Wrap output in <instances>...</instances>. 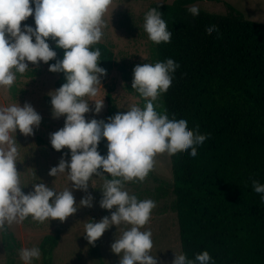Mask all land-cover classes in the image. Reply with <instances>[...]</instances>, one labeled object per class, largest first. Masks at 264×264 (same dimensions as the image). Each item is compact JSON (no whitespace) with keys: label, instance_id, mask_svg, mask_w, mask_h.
Masks as SVG:
<instances>
[{"label":"clouds","instance_id":"obj_1","mask_svg":"<svg viewBox=\"0 0 264 264\" xmlns=\"http://www.w3.org/2000/svg\"><path fill=\"white\" fill-rule=\"evenodd\" d=\"M113 0H0V88H10L17 74H24L29 63L47 64L56 57L47 38L55 41L57 48L65 50L62 60L49 65V71L64 73L66 82L50 92L51 113L54 119L64 117V126L49 135L56 151L70 150V160L60 159L48 175H67L71 187L56 191L40 182L31 183L33 190L22 191L20 173L17 171L19 150L17 130L24 136L33 135L41 116L33 106L25 103L0 107V234L13 224H21L29 217L43 223L46 220L63 222L79 207H93L91 194L77 205L73 190L87 192L89 181L95 174L103 179L99 206L112 210L99 222L91 219L84 225L85 239L94 244L113 225L125 226L116 234L111 251L119 257V264H160L151 249L154 244L152 229L143 227L149 222L157 201L153 197L138 198L125 189L128 182H143L154 167L158 152L189 151L196 157L197 147L208 138L188 126L185 116H169L157 111L155 102L167 92L179 62L144 63L133 69L132 89L145 100L143 108L132 105L126 113L109 117L108 121H86L89 101L95 102V113L103 108V99L94 100L101 86L100 77L106 75L99 66L101 51L92 46L99 43L107 26L105 14ZM34 5V7L32 6ZM188 11L198 15L197 3ZM34 18L35 28L21 22ZM143 29L154 44L169 43L172 33L158 8H150L143 17ZM209 33L219 32L215 24L207 26ZM34 41V42H33ZM88 98V99H85ZM107 141V154L102 156L98 145ZM102 169L100 172L98 170ZM103 173L109 174L105 176ZM35 175V174H34ZM28 186V185H27ZM255 193L264 203V184L252 181ZM22 264H33L41 256L38 246L22 247L18 252ZM171 264H216L204 250L189 258L183 251L174 252Z\"/></svg>","mask_w":264,"mask_h":264},{"label":"trees","instance_id":"obj_2","mask_svg":"<svg viewBox=\"0 0 264 264\" xmlns=\"http://www.w3.org/2000/svg\"><path fill=\"white\" fill-rule=\"evenodd\" d=\"M199 1L152 5L172 33L169 43L155 44L156 62H179L171 86L154 107L187 117L190 129L208 136L194 158L190 150L171 153L181 247L189 258L207 250L216 264H264V203L252 187L253 180L264 184V24L246 19L229 4L226 14L200 8L194 15L188 8ZM209 24L219 32L209 33ZM46 42L56 52L49 66L62 60L65 50L50 37ZM92 48L100 49L99 66L104 77L110 76L117 66L113 51L103 43ZM51 73L58 76L57 90L65 74ZM125 88L141 99L143 108L145 100L132 85ZM107 101L113 117L118 111L112 92ZM46 102L51 105V97ZM167 195L163 190L162 196ZM2 237L14 264L20 246L7 231ZM60 240V234L44 238V264L52 263ZM90 245L92 259L103 264L98 241Z\"/></svg>","mask_w":264,"mask_h":264},{"label":"rangeland","instance_id":"obj_3","mask_svg":"<svg viewBox=\"0 0 264 264\" xmlns=\"http://www.w3.org/2000/svg\"><path fill=\"white\" fill-rule=\"evenodd\" d=\"M175 0H113L105 14L104 20L107 26L103 29L104 35L99 43L111 48L115 55L116 68L108 77H100L101 86H98V94L94 100L103 99V108L95 113V102L89 101V112L85 113L86 121L91 119L108 121L110 105L107 95L112 92L115 98V107L118 113H126L132 106L141 107V99L130 94L125 85H132L133 69L136 65L144 63H155V44L148 38L143 29L144 14L152 8L154 3L171 4ZM199 7L203 10L217 14L227 13V4L232 5L240 11L246 19L264 24V0H200ZM34 7V5H32ZM28 24L35 28L34 18L28 17L21 22V28ZM34 42V41H33ZM29 63V69L24 74H17L15 83L10 88H0V107H7L19 103L23 106L29 103L41 116L38 128L33 129V135L24 136L17 130L16 140L19 150L17 171L20 173L22 191L27 194L32 191L31 183L43 182L56 191H62L71 187L66 174L52 177L48 175L52 167L58 165L60 159L70 160V150L65 148L56 151L52 148L49 135L64 126V117L54 119L51 113V105L46 102V97L56 90L58 76L49 71L48 64L40 62L38 65ZM128 77L125 78V74ZM112 89V90H111ZM50 97V96H49ZM88 99V98H85ZM142 108V107H141ZM99 149L107 154V141L102 139L98 145ZM102 172L103 170H98ZM35 174V175H34ZM110 178L109 174L103 173ZM28 185V186H27ZM103 179L95 174L89 181L87 192L73 190L76 204L87 195L94 198L93 207H79L77 211L60 220H46L43 223L33 221L31 217L21 224H13L8 227L7 233L15 238L20 246L31 248L41 244L45 237L60 234L59 246L54 250L51 264H97L90 255L91 245L85 239L84 225L88 220L99 222L105 216H110L111 211L99 206L102 198L101 188ZM125 189L130 193L143 199L153 197L157 203L152 209L149 222L143 227L152 229L154 240L151 252L157 254L160 264H171L174 252L182 251L180 229L177 213L174 209L175 197L173 195V172L171 153L166 150L158 152L154 157V167L143 182H128ZM163 190L168 192L162 196ZM162 191V192H161ZM125 226L117 229L113 225L106 230L98 244L101 251L103 264H119V257L111 251V244ZM9 253L3 245V237L0 234V264H10ZM22 264L17 257L16 263ZM33 264H44V256L34 260ZM139 264V262H135Z\"/></svg>","mask_w":264,"mask_h":264}]
</instances>
